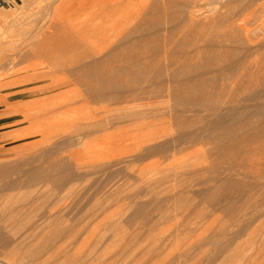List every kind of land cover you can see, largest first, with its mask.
Segmentation results:
<instances>
[{
  "label": "rangeland",
  "instance_id": "374dc122",
  "mask_svg": "<svg viewBox=\"0 0 264 264\" xmlns=\"http://www.w3.org/2000/svg\"><path fill=\"white\" fill-rule=\"evenodd\" d=\"M230 1L189 23L208 72L135 94L134 74L89 85L60 66L72 53L29 51L47 21L69 29V2L0 4V264H264V0ZM16 71L40 80L2 87Z\"/></svg>",
  "mask_w": 264,
  "mask_h": 264
},
{
  "label": "bare ground",
  "instance_id": "6f19581e",
  "mask_svg": "<svg viewBox=\"0 0 264 264\" xmlns=\"http://www.w3.org/2000/svg\"><path fill=\"white\" fill-rule=\"evenodd\" d=\"M178 1H179V3H178ZM234 1L235 0H233V1L231 0L230 2H234ZM66 2H69V6H68V8L70 9V10L68 9L70 11L69 15L68 16L60 15V17H57V19L60 18V20L62 22H64V20H65V22H67L66 19L69 18V21L67 22L68 23L67 28H69V29L66 30V28H65V30H63V31H65V33L61 34L62 32L60 33L58 31L53 30L52 28H54L55 23L56 24L58 23V25H59V22L57 20H56L57 22L50 20V21H47L46 23L42 24L37 31L32 32V34H30V36L27 37L28 38L27 40L29 41L30 44L35 45V47L33 45L34 49L29 50L30 52H32V54H37L40 52H47L49 49L56 48V47H58V48H60V50H62V52L60 50H58L61 53H57V54L58 55L60 54L59 56H61L63 58L66 57L65 55H67V53H72L70 59L65 58V60L66 59L69 60L68 63H67V60L65 61L62 58L63 61L61 60L62 63L60 64V66H62V69H64V71L69 70L71 73L70 75L76 79L80 80V79H82V76L84 75V76H86V77L88 76V78H90L88 80V82L92 81L91 80L92 77H95V78H93V80L97 79L96 77H99V79L112 78L114 80L115 77L118 79H121L122 76L123 77L126 76L129 78L130 74L131 75L134 74V76L136 75L137 77L131 76L130 78H132L134 80L132 82L128 81L129 85L128 84L126 85L125 83L124 84L126 85L125 87H126V89H128V92L133 91L135 94V93H137V90L140 93L143 92L144 90H148L149 92L158 91V90H162V89H166V88H168V90H169V88L173 84L172 79H174L176 75H180L179 73H183V72L184 73L185 72L190 73V72H199V71L208 72L207 70L210 69L209 66L203 65L202 63L201 64L194 63L195 61L197 62V60H195L194 58L193 59L195 61H191L192 57H196L195 51L197 50V48L195 47V45L193 43V36H192L193 30H191V29L193 27H195L194 26L195 23H198L195 20H196V17L197 16L199 17L201 14V13L200 14L198 13V11L200 9V8L198 9V7H200L201 0H61V3L58 5V7H61L63 4H66ZM246 4L248 5V3L245 0H238L237 3H235V4L233 3V6H234V8L235 7L240 8L241 13H243V11L244 12L246 11L244 9L245 8L247 9L249 7V5L247 7H245ZM228 6L230 7V3ZM231 6H232V3H231ZM233 6L231 8H229L230 9L229 11L231 13L235 12L234 9H233V12L231 11ZM201 7H203V6H201ZM180 8H181V10H180ZM249 12H251V11H249ZM231 13H230V15H231ZM236 13H237V11H236ZM224 14L223 15L221 14L222 15L221 18H223L224 16L227 17ZM233 15L235 16V14H232V16ZM203 16H201V17H203ZM211 17H212V15H211ZM211 17H209V18H211ZM205 18H207V17H205ZM214 18L217 19L216 16ZM198 19L200 20V18H198ZM208 19H206V21H208ZM202 20H204V18ZM202 20H200V21H202ZM216 21H218V20H216ZM208 23L210 25V23L212 24L214 22H208ZM223 23H225V22H223ZM182 25H187V26H185L187 28V29H185V32L183 30L180 32V30L182 28H184ZM197 25L199 26V24H197ZM205 25H207V24H205ZM211 28H212V26H211ZM196 29H198V28L196 27L195 31H196ZM203 31H205V30L203 29ZM203 35L204 34L202 33V37H203ZM195 36L197 37V35H195ZM197 39H199V37ZM217 40L219 41V39H217ZM30 44H28V46ZM16 46H18V45H16ZM14 48H16V47H14ZM18 48L19 47H17V49ZM17 49H16V51L20 52L21 49H19V50H17ZM22 49L23 50H21V52H23V55H24L25 54L24 48H22ZM54 50H56V49H54ZM19 52H15L13 50V53H11V54L16 53V55H15V57L14 56L12 57V55H11L12 59L10 57V60L12 61L13 59H17L18 57H16V56L18 54L21 55V56H19V58L20 57L22 58V54ZM4 55H7V54H4ZM200 55L198 54V56H200ZM26 56H28V55H26ZM26 56H23V57H26ZM198 56L196 57V59L198 58ZM5 57H6V61H7L9 59L8 56H4V58L2 60H4ZM55 58L58 59V57H56V56H55ZM200 59H202V58H200ZM200 59L198 58V60H200ZM2 60L0 59L1 62H2ZM6 61L3 62L4 65H2L0 63V65H1L0 67H5ZM56 61H58V60H56ZM200 61H202V60H200ZM215 62H216V60H215ZM213 63H214V61H213ZM243 68H244V66H243ZM16 72H17V74L16 73H15L16 75L13 74L14 76L10 77L8 75L9 76L8 78L5 77V79H3L4 85L1 84V86L5 87V85H9L10 83L15 84V83H20V82L30 81L32 79H35V81H36V78L39 75V74L36 75V74L27 73V72L26 73H20V72L18 73V71H16ZM50 72H51V70H50ZM206 72H205V74H206ZM40 73H42V71H40ZM165 74L170 76V78L168 80H164L160 77V75H165ZM64 77H66V76H64ZM68 77H70V76H68ZM100 77H102V78H100ZM72 78H70V80ZM74 78H73V80H74ZM224 78H226V77H224ZM224 78L222 81H216V83L214 81H212L214 83H210V84L216 85V84L221 82L220 84L224 85V84H226V81ZM37 79H39V78H37ZM66 80L69 81V78H67ZM186 80H188V79H186ZM75 82H77V81H75ZM113 82L114 81H111L110 84ZM128 82H126V83H128ZM181 82L183 83L184 81H181ZM204 82L205 81L201 80L200 83H198V84H200V85L204 84L205 85L206 82L205 83ZM107 84H108V82H107ZM187 84H188V87L191 86L190 84H192L193 86L197 85V84H194L193 82H191V83L189 82ZM187 84L185 82L184 85L187 87ZM210 84L208 83V85H210ZM72 85H75V84H72ZM86 85H88V83ZM89 85H91V82ZM92 85H93V83H92ZM235 85H236V83H235ZM205 86H207V83ZM93 87H91V88H93ZM106 87H108V85ZM215 87H218V86H215ZM211 88H214V86H212ZM90 90H92V89H90ZM95 90H96V87L93 89V92H96L97 94H95V93H93V94H94V96L98 95V98L101 97L99 99H104V98L105 99H107V98L115 99L117 97L119 99L124 98L123 95H120L118 93H117V95H116V93L115 94L113 93L114 96L111 97L112 94L108 95V91L106 92V90L103 87L102 88L99 87V89H97L98 91L97 90L95 91ZM124 92H123L124 95L126 94V96L129 95V97H130V93L128 94L127 91H126V93H124ZM134 94L131 92V95H134ZM121 96H122V98H120ZM126 96H125V98H126ZM136 96H138V95H135L132 97H136ZM152 96H154V95H152ZM118 98H117V100H118ZM124 99H122V100H124ZM127 99H128V97H127ZM30 105H31V103H30ZM149 108L151 109V107H149ZM262 208H263V206H262ZM257 210H258V208H257ZM263 211L261 209L257 215H260V214L263 215V213H264ZM49 213H51V211ZM260 217H261V215H260ZM34 231H36V230L34 229ZM263 254H264V252L260 255H263ZM225 256H227V255H225ZM250 260H252V259H250ZM262 260H264V259L262 258ZM246 264H249V258L247 259Z\"/></svg>",
  "mask_w": 264,
  "mask_h": 264
},
{
  "label": "built area",
  "instance_id": "2783aa9c",
  "mask_svg": "<svg viewBox=\"0 0 264 264\" xmlns=\"http://www.w3.org/2000/svg\"><path fill=\"white\" fill-rule=\"evenodd\" d=\"M8 0H0V4H3L4 2H7Z\"/></svg>",
  "mask_w": 264,
  "mask_h": 264
}]
</instances>
